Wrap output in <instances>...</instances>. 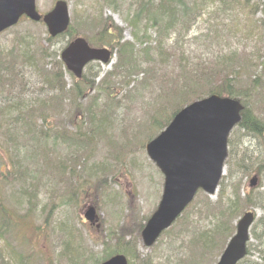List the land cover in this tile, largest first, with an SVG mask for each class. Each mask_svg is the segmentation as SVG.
I'll return each mask as SVG.
<instances>
[{
    "label": "rangeland",
    "instance_id": "1",
    "mask_svg": "<svg viewBox=\"0 0 264 264\" xmlns=\"http://www.w3.org/2000/svg\"><path fill=\"white\" fill-rule=\"evenodd\" d=\"M56 1L36 0L37 9L47 14ZM61 1L67 5L74 34L95 43L102 40L105 29L110 44L104 46L115 54L107 65L91 63L79 81L61 72L63 90L58 104L43 122L44 127L55 129L56 137L43 141L36 134H27L30 136L22 148L24 140L15 134L16 156L27 170L25 177L36 180L31 186L34 213L30 217L31 225L41 226L44 232L34 233L31 240L38 258L44 260L38 264H92L105 253L119 251L128 240L132 242L126 253L129 264H191L203 255L193 234L211 222L207 216L194 214L191 207L187 223L174 225L150 248L141 242L143 223L156 210L164 183L146 155L145 144L157 132L156 121H164L178 107L175 98L186 91L185 83L197 80L195 89L204 92L220 83L224 67L234 75L239 99L249 112L260 115L264 105V36H260L264 31V3L237 0L233 4L228 0L219 6L216 0H183L184 6L175 4L172 27L161 32L167 18L157 15L164 13L155 10L158 0L150 2L143 16L135 19L132 17L139 3L148 0ZM169 6L174 7V3ZM164 8L166 5L161 10L166 11ZM108 30L114 37L107 34ZM23 37H30L39 47L49 46L44 24L23 19L0 35V59ZM62 43L49 47L51 54ZM124 44H129V53L121 54ZM46 62L50 68L55 59ZM124 62L130 65L125 67ZM24 73L22 91L29 89L27 100H42L50 94L39 91L42 82L33 69ZM21 88L19 85L18 90ZM244 145L252 147L253 143L237 135L236 148ZM237 156L235 153L236 161ZM260 157L264 159L262 147ZM255 174L264 181V171L238 176L235 189L240 190L242 208L232 226L235 229L242 213L254 211L252 230L263 240L264 223H257L261 210H251L243 201ZM225 187L222 195L229 196L232 187ZM0 190L7 196L17 188L1 184ZM218 193L206 199L212 205L210 212L225 205L219 202ZM90 205L99 216L97 223L83 218ZM250 239L249 252L263 249L252 233ZM216 251L205 256L201 264L215 263L220 255ZM255 258L249 256L247 264H253Z\"/></svg>",
    "mask_w": 264,
    "mask_h": 264
},
{
    "label": "trees",
    "instance_id": "2",
    "mask_svg": "<svg viewBox=\"0 0 264 264\" xmlns=\"http://www.w3.org/2000/svg\"><path fill=\"white\" fill-rule=\"evenodd\" d=\"M152 1L153 0L141 1L138 8L135 9L134 17L132 18L135 19L143 16V11L150 7V2ZM208 1L210 0H204V2ZM216 1L219 6H223L226 5L224 3L228 0ZM232 1L233 4L237 2V0ZM259 1L264 3V0H258L257 4H259ZM110 2L111 1H109V3ZM171 3H174V7L169 6ZM164 4L166 5V8H164L166 11L161 10L165 7ZM175 4L184 6L183 0H158V5L155 10L164 13L159 14L157 12V15L162 18L166 16L167 18L165 24L160 27L161 32H167L172 27L173 19H175ZM246 7L249 6L246 5ZM104 31L106 30L104 29ZM260 34V36H264V31ZM72 36H74V32L72 29H69L65 34L55 39L47 37L45 42L49 46L46 48L39 47L30 37H23L15 42L16 47L6 52L5 57L0 59V186L1 184H6L7 186L14 185L17 188L16 192H10L7 196H4L0 190V264H38L40 261H44L38 258L37 252H35L31 244L34 233L44 234L41 226L31 225L32 219L30 214L34 213V210L31 208L34 195L31 186L36 180L32 176L29 180L25 177L27 170L21 166L19 159H17L14 137H16L15 134H17L23 138V148V146H26V138L30 136L27 134H36L35 137L43 141H47L52 135L54 137L57 136L54 131L55 129L53 130L51 127L46 128L43 126V122L47 121L45 118L49 117V110L51 108H56L60 93L63 90L60 87L63 66L62 63L56 59L57 57L59 58L58 54L60 47L57 45V52L54 54H51L49 47H53L57 42H60L59 38L61 41L64 38H69L70 40ZM128 49L129 44H124L120 49L121 54L129 53ZM7 58L8 61H3ZM50 58L55 59V63L52 67L48 68L49 62H46V60ZM124 64L125 67H128L127 65H130V62H124ZM28 69H33L37 79L42 82L43 87L39 89V91L43 93L46 90L50 93L46 98L42 100H36L35 98L27 100L25 98L29 89L27 91H22V89H24L25 86L24 71ZM224 69V74L219 76L220 83L214 87H209L204 92L198 93L195 89L197 80L191 83H185V85H188L186 91H183L182 94L175 98L178 103V107H175V111L164 121H156L157 132L162 130L170 122L174 114L183 106L195 100L202 99L205 96L216 94L240 100L239 97H241V95L235 91L233 85L234 75H229V70L226 67H224ZM201 81L204 83V80ZM19 85H22L21 91L18 90ZM76 90H82V88L76 86ZM241 103L244 105L242 120L239 125H237V128L232 133V137L228 141L229 159L227 161V175L223 177L219 184L218 199L220 198L219 202H224L225 205L210 212L212 205L209 203L211 202L210 200H206L208 197L203 193H199L195 201L190 205V209H192V211L194 210V214L200 217L207 216L208 219H210L209 221H211L207 227L193 234V241L200 247L203 255L201 258L193 260L191 264L203 263L205 261V256L217 252L216 249L221 252L228 238L233 233L234 227L232 226V222L235 220L236 216H239L240 209L242 208L238 197L239 190L235 189L239 182L236 176H238V173L247 172L249 170V168H245L241 165L244 164V160L251 161V164H254L256 156L250 147H244L242 149V158H238L242 160L241 164L236 162L235 152L237 148L235 145V136H237V134L244 135L254 140L261 136L264 137V122L250 115L247 105L243 101H241ZM38 112L39 114H36ZM238 150L241 151V149ZM225 185L232 187V192L229 196L225 195V193L222 195L226 189ZM199 195H204L202 198L205 199L199 198ZM216 202H218V200ZM245 202H247V204L249 202L254 208H259L263 211V216L258 220V223H264V191H258V193L253 196H246ZM245 202L244 204H246ZM21 208H23V210H21ZM186 211L174 225H179L184 222L187 223L189 221L190 216L188 211ZM232 217H234V219H232ZM32 227H34V230H32ZM253 235L256 239L255 233H253ZM123 244V247H121L119 251L112 250L109 253H105L101 259H107L116 253L128 254L132 242L128 240ZM259 257L262 264H264V249L259 252ZM98 262L99 259L97 258L94 259L92 263L96 264ZM239 264H247V259H243ZM253 264L259 263L253 261Z\"/></svg>",
    "mask_w": 264,
    "mask_h": 264
},
{
    "label": "water",
    "instance_id": "3",
    "mask_svg": "<svg viewBox=\"0 0 264 264\" xmlns=\"http://www.w3.org/2000/svg\"><path fill=\"white\" fill-rule=\"evenodd\" d=\"M22 16L35 22L42 19L51 37L62 34L69 25L67 6L62 1L41 17L35 0H0V33L17 24ZM109 57L108 50L92 49L82 38H76L61 53L67 70L77 78L88 63H107ZM241 110L238 101L212 95L183 108L166 129L146 145L148 157L164 176L160 203L141 233L146 247L152 246L172 225L199 190L214 195L224 171L228 136L240 122ZM84 217L93 222L95 210L89 208ZM252 221L251 213L238 221L235 235L216 264H237L246 255ZM102 264H127V260L123 255H116Z\"/></svg>",
    "mask_w": 264,
    "mask_h": 264
}]
</instances>
